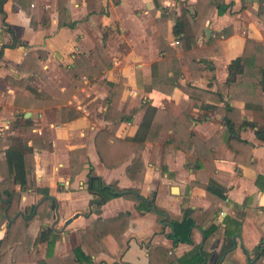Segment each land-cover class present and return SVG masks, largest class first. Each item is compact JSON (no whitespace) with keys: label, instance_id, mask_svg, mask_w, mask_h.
Wrapping results in <instances>:
<instances>
[{"label":"crops","instance_id":"0c3cea01","mask_svg":"<svg viewBox=\"0 0 264 264\" xmlns=\"http://www.w3.org/2000/svg\"><path fill=\"white\" fill-rule=\"evenodd\" d=\"M101 1L105 12H89L84 0H68L69 15L75 22L72 26H57L56 0H32L34 27L29 25L28 15L14 0L2 2L0 158L7 145L24 141L31 144L34 160L31 186L20 190L17 203L20 215L29 211L32 215L23 233L30 240L27 248L17 251L2 264H45V241L36 242L32 248L41 224L59 233L52 251L72 264L67 250L76 244L75 229L83 227L93 217H112L123 210L128 211V221L121 242L105 234L102 237L105 250L94 252L91 264H146V243L163 245L180 255L200 240V228L193 224L190 242L172 243L166 235L169 225L161 224L152 210L137 208L136 200L130 197L112 195L97 211L87 208L89 167L105 182L136 186L142 195L152 197L175 218L180 217L182 207L209 205L201 185L207 172L187 166L190 150L173 146L168 140L172 135L170 117H178L176 131L178 128L181 132L179 121L183 120V114L179 100L186 97V93L178 86L169 90L159 88V85L165 86L157 79L165 72V65L153 36L156 22L164 19L165 37L181 56L180 40L174 38L170 27L181 7L194 0H157L156 6L153 0ZM223 1L228 2L226 8L217 13L212 7L205 20L208 34L202 30L196 39L198 44H204L213 30L226 26L225 34L216 37L220 51L208 54L209 61L198 62L200 76L195 79L203 86L207 81L205 76L211 75L210 87L220 86L222 100L203 108L193 105L189 109V129L200 139L214 135L210 141L213 173L225 183V199L215 203V209L201 224L202 227L210 222L216 225L203 252L205 264H264V253L255 254L253 250L259 237L264 235V139L255 136L254 127L243 126L238 135L250 142L249 155L239 153L235 141H225L226 128L215 106L228 101L238 107L243 118L264 124L259 110L254 107L262 98L244 91H229L224 82L226 63L241 52L244 38H264V0ZM164 5L172 7L173 12L165 14V9L161 10ZM97 46L103 62L107 63L105 66L101 61L94 62L91 51ZM39 48L45 50L43 57L37 55ZM26 52L40 70L29 60L19 68ZM79 53L82 56L75 64L74 58ZM69 66L76 71L74 76ZM153 80L157 86L151 85ZM177 80L182 82L183 78L178 76ZM110 82L117 84L111 93L112 105L128 115L115 125L116 136L129 137L139 132L153 119L156 109L164 116L154 142L140 140L139 153L144 165L140 179L130 178L124 171L132 151L115 166L104 165L95 151V131L113 124L112 118L103 116L102 104ZM195 101L199 103L198 99ZM26 110L28 115H24ZM191 179L195 181L191 183ZM36 186H45L54 199L53 206L50 200L47 202L42 218L39 212L31 214L33 206H30L40 198ZM3 210L1 207L0 214ZM67 216H70L69 221L63 223ZM231 218L239 219L240 223L238 232L228 237L224 227L232 226ZM4 223H0V236ZM231 242V251L224 254L223 248Z\"/></svg>","mask_w":264,"mask_h":264},{"label":"trees","instance_id":"16d2710c","mask_svg":"<svg viewBox=\"0 0 264 264\" xmlns=\"http://www.w3.org/2000/svg\"><path fill=\"white\" fill-rule=\"evenodd\" d=\"M20 8L23 9L29 17V25L34 27L33 14L31 11L32 0H14ZM85 7L89 12H105V6L101 0H84ZM3 0H0V12ZM154 5H158L157 0H153ZM228 2L223 0H194L190 5H183L178 15L173 17L170 32L174 38L180 40L182 55L176 54L175 49L170 45L165 37V20H158L156 28L153 31L157 51L160 53L161 59L165 65V72L157 79H160L163 85L159 88L169 90L172 86H178L186 97L179 100L181 106L183 120L179 121V132L177 126V116L170 117L169 126L172 128V135L169 142L173 146L188 151L186 165L193 167L195 170L206 171L207 177L201 183L205 194L209 199V205L205 208L182 207L179 218L172 217L167 210L155 203L152 197L144 196L139 192L136 186H119L115 181L105 182L98 175L92 173L90 167L87 170L88 184L87 190L90 193L87 208L97 211L99 205L109 196L122 195L136 200L137 208L152 210L157 220L161 224L169 225L166 235L171 238L172 243L179 240L191 241L190 227L196 224L201 231L200 240L187 251L180 255H175L171 248L160 244L146 243V264H205L204 248H206L209 239L215 233V223L210 222L202 227L203 221L215 209V203L225 199V183L213 173L214 166L211 162L210 141L214 135L205 139L198 138L191 129H189V109L193 105L203 108L222 100L220 86L216 85L211 89V75H206L205 84L198 85L195 79L200 76L199 61H209L207 55L218 53L220 51L216 37L225 34L226 26L219 30H213L205 39L204 44H198L197 36L202 32L205 20L212 7L216 8L217 13H221ZM165 9V14L169 15L173 12V8L169 5L161 6V10ZM258 15V11L254 10ZM75 20L69 15L68 0H56V25L72 26ZM1 29V27H0ZM37 55L43 57L45 50L36 49ZM94 62H103V55L97 46L92 51ZM82 56L79 53L74 58V63L78 62ZM32 61L34 68L40 70L33 60V57L26 52L20 60L18 66L22 68L26 61ZM99 68H102L100 66ZM68 70L71 76L76 71L69 66ZM170 70V73H167ZM226 74L224 82L229 91H244L253 96H259L262 99L254 104L264 119V38L256 39L253 37H245L241 52L231 57L225 66ZM41 72V71H40ZM181 76L183 81L177 80ZM156 80V79H155ZM155 80L151 85L157 86ZM117 86L115 82H110L106 94L102 97L103 116L112 118L113 124L110 128L99 127L93 137L95 151L99 159L106 166H115L122 160L127 158L132 151L129 161L124 166V171L130 178L140 179L143 173L144 165L139 153L142 144L140 140L153 141L156 139L157 132L163 121L162 113L156 109V114L151 121L144 124V127L137 133L129 137H118L114 134L115 125L122 119L128 118V115L122 110L112 105L111 93ZM196 99L199 103H196ZM214 102V103H213ZM244 104H248L244 101ZM221 114V120L226 128L225 141H235L237 143V151L249 155L250 142L239 137L238 131L243 126L254 127V134L260 139H264V124H256L253 120L245 119L239 113L238 107L230 104L228 101H222L220 105H215ZM152 110L155 108L150 107ZM165 113V111H164ZM232 146V145H231ZM34 166L33 153L31 144L24 141L15 142L4 148L3 157L0 158V203L4 208L0 214V223L4 221V230L0 236V264L13 257L17 251L27 248L30 237L23 235L26 222L31 218L30 211L24 216L17 210L19 192L31 186V169ZM69 172L70 163H69ZM258 176V175H257ZM256 179V178H255ZM191 179V183L194 182ZM15 184L18 186L15 187ZM35 190L39 193L41 200L36 204L34 212H39L42 218V210L50 200L53 206V196L47 192L45 186H36ZM33 204L30 206V208ZM128 211L123 210L112 217L96 216L89 220L83 227L75 229L76 244L67 250L72 264H91V256L94 252L105 250L102 237L109 233L120 243L121 234L127 226ZM232 226L224 227L225 236L230 237L238 232L239 219H230ZM59 237V233L54 231L49 225L41 224L33 238L32 248L39 241H45L44 262L45 264H67L65 260L53 253L52 246L55 239ZM139 240H141L139 238ZM233 242L223 248V253L227 254L232 249ZM246 250V249H245ZM255 254L264 253V235L260 236L257 243L253 246Z\"/></svg>","mask_w":264,"mask_h":264},{"label":"water","instance_id":"95a60500","mask_svg":"<svg viewBox=\"0 0 264 264\" xmlns=\"http://www.w3.org/2000/svg\"><path fill=\"white\" fill-rule=\"evenodd\" d=\"M203 30L205 31V34L207 35L208 34V27L207 26H203ZM29 114V111L28 110H26V111H24V115H28ZM43 197V196H42ZM42 197H40L39 199H37V201L34 203V205H33V207H32V210H31V214L34 212V209H35V206H36V204L41 200V198ZM17 213H21V210L20 209H17L16 210V212H15V214H17ZM54 213H55V218L57 217V211H56V206L54 205ZM76 213H73V215H75ZM69 219H70V216H67L64 220H63V223H66L67 221H69ZM233 237V236H232Z\"/></svg>","mask_w":264,"mask_h":264},{"label":"rangeland","instance_id":"374dc122","mask_svg":"<svg viewBox=\"0 0 264 264\" xmlns=\"http://www.w3.org/2000/svg\"><path fill=\"white\" fill-rule=\"evenodd\" d=\"M1 207H2V204L0 203V212H1Z\"/></svg>","mask_w":264,"mask_h":264}]
</instances>
